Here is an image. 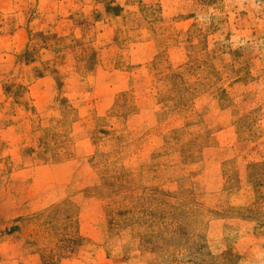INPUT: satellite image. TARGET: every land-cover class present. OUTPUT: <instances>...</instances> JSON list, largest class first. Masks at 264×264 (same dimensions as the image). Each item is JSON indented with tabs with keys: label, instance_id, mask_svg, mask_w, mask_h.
I'll return each mask as SVG.
<instances>
[{
	"label": "rangeland",
	"instance_id": "rangeland-1",
	"mask_svg": "<svg viewBox=\"0 0 264 264\" xmlns=\"http://www.w3.org/2000/svg\"><path fill=\"white\" fill-rule=\"evenodd\" d=\"M0 264H264V0H0Z\"/></svg>",
	"mask_w": 264,
	"mask_h": 264
}]
</instances>
